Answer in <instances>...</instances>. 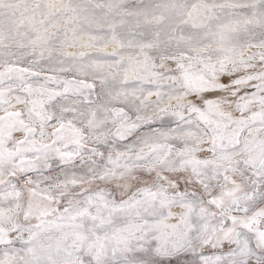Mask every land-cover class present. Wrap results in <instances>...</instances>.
I'll list each match as a JSON object with an SVG mask.
<instances>
[{"label":"snow or ice","instance_id":"1","mask_svg":"<svg viewBox=\"0 0 264 264\" xmlns=\"http://www.w3.org/2000/svg\"><path fill=\"white\" fill-rule=\"evenodd\" d=\"M0 264H264V0H0Z\"/></svg>","mask_w":264,"mask_h":264}]
</instances>
